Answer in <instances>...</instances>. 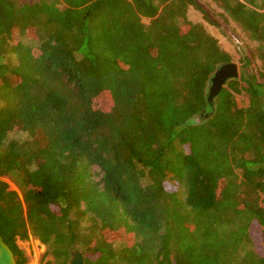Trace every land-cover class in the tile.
Returning a JSON list of instances; mask_svg holds the SVG:
<instances>
[{
    "label": "trees",
    "instance_id": "obj_1",
    "mask_svg": "<svg viewBox=\"0 0 264 264\" xmlns=\"http://www.w3.org/2000/svg\"><path fill=\"white\" fill-rule=\"evenodd\" d=\"M211 2L259 62L240 59L212 111L209 78L233 58L196 0H0V141L31 134L0 152L16 264L28 238L41 264L71 247L85 264H264V0Z\"/></svg>",
    "mask_w": 264,
    "mask_h": 264
},
{
    "label": "rangeland",
    "instance_id": "obj_2",
    "mask_svg": "<svg viewBox=\"0 0 264 264\" xmlns=\"http://www.w3.org/2000/svg\"><path fill=\"white\" fill-rule=\"evenodd\" d=\"M23 1V0H22ZM34 1V0H26ZM201 7L204 9L208 18L213 21L214 24L210 25L204 22L203 14L197 11L192 6L187 8V18L192 22H204L207 30L213 34V36L218 40L220 46L227 51L233 58L232 62L238 66L239 74L241 72V63L240 59L248 56L250 59L249 71L250 73L257 75L259 62L254 60L250 54V49H253L256 46L255 42L248 41L239 28L228 18H222L220 15L222 11L218 9L211 0H196ZM204 20V21H203ZM144 23H147L146 19L142 20ZM100 103L104 105V102ZM239 106L247 105V98L245 95L238 96ZM5 183L8 184L9 190L15 191L18 196L19 192L16 186L9 181L8 178H1ZM260 206L264 209V195L261 196ZM124 236V231H120L114 234H108L109 239H115V241H120ZM16 245L21 249L25 256L27 257V264H41V260L45 253V246L42 245L38 240L28 238L27 240H16ZM51 260L50 256H47L44 261Z\"/></svg>",
    "mask_w": 264,
    "mask_h": 264
},
{
    "label": "water",
    "instance_id": "obj_3",
    "mask_svg": "<svg viewBox=\"0 0 264 264\" xmlns=\"http://www.w3.org/2000/svg\"><path fill=\"white\" fill-rule=\"evenodd\" d=\"M239 78L238 66L233 63H224L219 65L208 81V89L206 94L207 109L212 111L214 100L221 92L222 88L227 85L230 80ZM0 264H16L15 258L11 250L5 245L0 237ZM67 264H85L83 254L76 248L69 249Z\"/></svg>",
    "mask_w": 264,
    "mask_h": 264
},
{
    "label": "clouds",
    "instance_id": "obj_4",
    "mask_svg": "<svg viewBox=\"0 0 264 264\" xmlns=\"http://www.w3.org/2000/svg\"><path fill=\"white\" fill-rule=\"evenodd\" d=\"M31 134L28 130L13 127L4 134V138L0 141V152H3L10 144H25L30 142Z\"/></svg>",
    "mask_w": 264,
    "mask_h": 264
},
{
    "label": "flooded vegetation",
    "instance_id": "obj_5",
    "mask_svg": "<svg viewBox=\"0 0 264 264\" xmlns=\"http://www.w3.org/2000/svg\"><path fill=\"white\" fill-rule=\"evenodd\" d=\"M15 258V257H14ZM15 261H16V258H15Z\"/></svg>",
    "mask_w": 264,
    "mask_h": 264
}]
</instances>
